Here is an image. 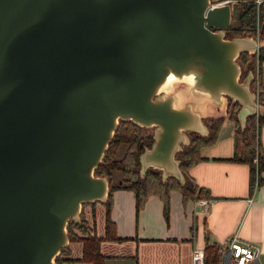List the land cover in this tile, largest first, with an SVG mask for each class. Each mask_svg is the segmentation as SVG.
Returning <instances> with one entry per match:
<instances>
[{"label":"water","instance_id":"water-1","mask_svg":"<svg viewBox=\"0 0 264 264\" xmlns=\"http://www.w3.org/2000/svg\"><path fill=\"white\" fill-rule=\"evenodd\" d=\"M232 14L229 0H0V264H62L69 220L108 196L95 168L120 120L155 126L143 171L184 179L176 152L208 132L206 101L238 100L243 124L263 108L238 60L263 39L227 36Z\"/></svg>","mask_w":264,"mask_h":264},{"label":"crops","instance_id":"crops-1","mask_svg":"<svg viewBox=\"0 0 264 264\" xmlns=\"http://www.w3.org/2000/svg\"><path fill=\"white\" fill-rule=\"evenodd\" d=\"M260 68L264 82V61ZM202 110L205 115H225L217 141L204 146V156L190 166L194 178L211 190L208 204H200V198L184 201L182 192L172 188L167 219L159 194H150L137 212L133 189H114L111 216L122 238L102 239L105 264H193L194 248H205L207 241L220 244L234 232L261 246L259 258L264 263V180L252 185L250 164L230 158L235 121L228 117L226 102L217 107L206 101ZM259 131L264 148V124ZM105 219V204L96 203L100 234L105 231ZM78 241H70L75 256L82 254L83 244Z\"/></svg>","mask_w":264,"mask_h":264},{"label":"trees","instance_id":"trees-1","mask_svg":"<svg viewBox=\"0 0 264 264\" xmlns=\"http://www.w3.org/2000/svg\"><path fill=\"white\" fill-rule=\"evenodd\" d=\"M235 13L234 21L226 30L227 36L253 34L263 39V44L257 51H242L238 60L243 66L244 74L250 69L254 76L251 86L256 90L258 101L263 108L257 112L249 113L243 124L239 117L241 103L228 98V117L235 121L234 152L230 158L237 161H245L250 164L252 185L260 184L264 177V148L260 138V126L264 124V82L261 76V63L264 61V0H229ZM224 114H210L204 117L208 125V132L202 133L195 130L189 131V141L183 143L182 148L176 152L180 159V166L184 173V179L174 174L164 176L163 170L155 166H149L142 170L141 152L151 145L154 140V125H142L132 119L120 120L115 133L105 150L102 160L95 168L96 174L109 177L110 189L108 196L102 201L106 206L105 231L100 234L97 231L96 201H86L84 205H91V216L81 211L79 220L71 218L68 223L70 241L82 242V254H71L70 242L65 245L56 260L62 264H105L106 254L101 250L102 239L122 238L116 227V222L111 216L113 204V190L124 187L131 188L135 193L137 212L144 206L148 196L157 193L163 200L164 213L169 218L170 192L172 188H178L184 201L188 199L211 196L208 186L200 184L190 173V166L204 155L202 148L214 144L222 128ZM257 180V181H256ZM219 244L207 241L205 246V258L209 263L219 260Z\"/></svg>","mask_w":264,"mask_h":264},{"label":"built area","instance_id":"built-area-1","mask_svg":"<svg viewBox=\"0 0 264 264\" xmlns=\"http://www.w3.org/2000/svg\"><path fill=\"white\" fill-rule=\"evenodd\" d=\"M219 2L221 1L212 2V4ZM208 200L207 197L199 199L200 204L205 205L208 204ZM260 250L261 246L257 242L242 237L238 232H234L220 242L218 248L219 260L217 262H207L205 248L198 246L193 251V264H264L259 258Z\"/></svg>","mask_w":264,"mask_h":264},{"label":"rangeland","instance_id":"rangeland-1","mask_svg":"<svg viewBox=\"0 0 264 264\" xmlns=\"http://www.w3.org/2000/svg\"><path fill=\"white\" fill-rule=\"evenodd\" d=\"M234 18H235V13H234V11H233V14H232V20L234 21ZM243 74H244V72H243ZM245 75V74H244ZM243 77V76H242ZM179 81L177 80L176 82L174 81L171 85L172 86H174L175 88H178L179 86H181V87H188L189 86V81H182V82H180V83H178ZM170 85V86H171ZM170 86L169 87H167V90H170ZM96 203H98V205H102V201H98V202H96ZM104 204V203H103ZM82 210H84L85 212H86V215L89 217V219L91 220L92 219V216H91V205H89V204H86V205H84L83 204V208H82ZM101 211V210H100ZM99 217H100V213H99ZM70 242V241H69ZM78 242H80V241H78ZM77 242V243H78Z\"/></svg>","mask_w":264,"mask_h":264},{"label":"bare ground","instance_id":"bare-ground-1","mask_svg":"<svg viewBox=\"0 0 264 264\" xmlns=\"http://www.w3.org/2000/svg\"><path fill=\"white\" fill-rule=\"evenodd\" d=\"M173 78H175L174 75H171V76H170V80L173 79Z\"/></svg>","mask_w":264,"mask_h":264},{"label":"flooded vegetation","instance_id":"flooded-vegetation-1","mask_svg":"<svg viewBox=\"0 0 264 264\" xmlns=\"http://www.w3.org/2000/svg\"><path fill=\"white\" fill-rule=\"evenodd\" d=\"M215 28V27H214Z\"/></svg>","mask_w":264,"mask_h":264}]
</instances>
